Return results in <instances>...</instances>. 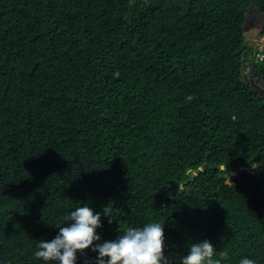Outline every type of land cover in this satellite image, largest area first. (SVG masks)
I'll return each instance as SVG.
<instances>
[{
  "label": "trees",
  "instance_id": "obj_1",
  "mask_svg": "<svg viewBox=\"0 0 264 264\" xmlns=\"http://www.w3.org/2000/svg\"><path fill=\"white\" fill-rule=\"evenodd\" d=\"M249 7L264 15V0H0V264H56L36 245L85 203L111 211L97 243L157 221L168 264L205 239L221 264H264Z\"/></svg>",
  "mask_w": 264,
  "mask_h": 264
},
{
  "label": "clouds",
  "instance_id": "obj_2",
  "mask_svg": "<svg viewBox=\"0 0 264 264\" xmlns=\"http://www.w3.org/2000/svg\"><path fill=\"white\" fill-rule=\"evenodd\" d=\"M261 51L258 50L259 53ZM248 71L250 69H246L244 77L250 87L251 82L262 87L263 78L253 72L260 81L253 79L247 75ZM186 99L191 102L193 97L189 95ZM102 214L110 218L109 223L112 222L111 211L107 206ZM102 214L86 203L75 208L56 225L59 231L53 239L38 241L35 257L56 264H77V253H84L91 248L98 253L95 264H168L164 253V223L152 221L142 227L130 226L119 232L116 239L97 243L101 240L97 229L102 226ZM215 256L214 245L205 239L188 246L187 254L181 257V264H221L222 260L228 258V253L221 252L220 259H215ZM239 264H256V261L242 258Z\"/></svg>",
  "mask_w": 264,
  "mask_h": 264
},
{
  "label": "rangeland",
  "instance_id": "obj_3",
  "mask_svg": "<svg viewBox=\"0 0 264 264\" xmlns=\"http://www.w3.org/2000/svg\"><path fill=\"white\" fill-rule=\"evenodd\" d=\"M264 23V15L256 11L254 8L249 7L247 10V19L244 28V39L246 43L256 50L264 49V37H259L257 32L260 29V25ZM253 72L248 71L247 75L251 76L253 79L260 81ZM264 87V85L262 86ZM264 91V88H263ZM263 94V93H262Z\"/></svg>",
  "mask_w": 264,
  "mask_h": 264
},
{
  "label": "water",
  "instance_id": "obj_4",
  "mask_svg": "<svg viewBox=\"0 0 264 264\" xmlns=\"http://www.w3.org/2000/svg\"><path fill=\"white\" fill-rule=\"evenodd\" d=\"M246 19H247V15H246V17H245V19H244V22H243V29L245 28ZM262 25H263V24H262ZM262 25H260L259 28H261ZM251 88L254 89V90H256V91H258L259 93H264V92H263V88H264V87H260V86H258V85H256V84H253L252 82H251ZM214 168H215V167H214ZM220 168H221V169H224V166L221 165ZM251 172H252V170H251ZM230 174H231V175H235L236 172H235V171H231Z\"/></svg>",
  "mask_w": 264,
  "mask_h": 264
}]
</instances>
